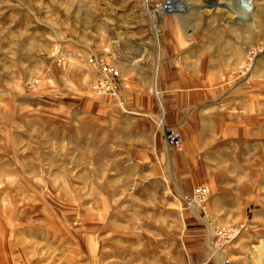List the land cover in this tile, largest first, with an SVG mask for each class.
<instances>
[{"label": "rangeland", "instance_id": "obj_1", "mask_svg": "<svg viewBox=\"0 0 264 264\" xmlns=\"http://www.w3.org/2000/svg\"><path fill=\"white\" fill-rule=\"evenodd\" d=\"M157 1L0 0V264H264V0Z\"/></svg>", "mask_w": 264, "mask_h": 264}, {"label": "built area", "instance_id": "obj_2", "mask_svg": "<svg viewBox=\"0 0 264 264\" xmlns=\"http://www.w3.org/2000/svg\"><path fill=\"white\" fill-rule=\"evenodd\" d=\"M243 0L242 5L245 6ZM250 4L253 0H248ZM254 5V3H253ZM154 10L163 15L179 14L186 12L189 9L188 0H162L151 4ZM57 52L54 55L57 56ZM62 62V58L58 59ZM91 62L97 68L99 72L98 79L94 84V89L99 92H109L118 96L119 90H117L120 71L117 67L102 61L98 56L90 57ZM166 141L169 145L176 149H181L183 147V137L177 129H169L166 133ZM210 196V189L205 185H199L193 188L191 193L183 195V201L187 206L206 211L207 204ZM243 227V226H242ZM242 227H232V228H216V244L213 243V251L218 252L219 249L228 245L232 240H234L242 231ZM223 264H231L229 259H224Z\"/></svg>", "mask_w": 264, "mask_h": 264}, {"label": "crops", "instance_id": "obj_3", "mask_svg": "<svg viewBox=\"0 0 264 264\" xmlns=\"http://www.w3.org/2000/svg\"><path fill=\"white\" fill-rule=\"evenodd\" d=\"M263 0H253V3H254V6H253V8L255 9V7L257 8V7H259V4L258 3H261ZM251 12V11H250ZM252 14H254L255 13V10H254V12H253V10H252V12H251ZM254 24V21L252 22V25ZM105 58H108L107 56H104ZM97 254H99L100 255V253H94V255H97ZM85 260V259H84ZM83 260V261H84ZM98 262H99V259H98ZM81 264H87L86 263V261H85V263H81ZM163 264V263H162Z\"/></svg>", "mask_w": 264, "mask_h": 264}, {"label": "bare ground", "instance_id": "obj_4", "mask_svg": "<svg viewBox=\"0 0 264 264\" xmlns=\"http://www.w3.org/2000/svg\"><path fill=\"white\" fill-rule=\"evenodd\" d=\"M244 3H245V6H249L250 7V3H249L248 0H245Z\"/></svg>", "mask_w": 264, "mask_h": 264}]
</instances>
